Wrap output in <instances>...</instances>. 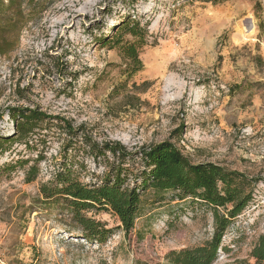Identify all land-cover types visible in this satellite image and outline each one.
Segmentation results:
<instances>
[{"label":"rangeland","instance_id":"obj_1","mask_svg":"<svg viewBox=\"0 0 264 264\" xmlns=\"http://www.w3.org/2000/svg\"><path fill=\"white\" fill-rule=\"evenodd\" d=\"M35 4L36 11L24 7L16 49L0 56V131L15 133L9 107L40 109L80 131L71 143L58 122H47L0 157V264H172L171 252L212 239L206 204L152 188L132 231L111 210H92L87 215L113 233L103 243L84 239L65 203L40 194L62 166L84 184L104 175L105 158L97 164L87 154L84 134L132 153L171 141L193 164L246 176L253 201L226 231L215 264H254L250 254L264 233V0ZM136 25L145 31L139 64L123 50L142 43ZM34 164L40 173L27 182Z\"/></svg>","mask_w":264,"mask_h":264},{"label":"trees","instance_id":"obj_2","mask_svg":"<svg viewBox=\"0 0 264 264\" xmlns=\"http://www.w3.org/2000/svg\"><path fill=\"white\" fill-rule=\"evenodd\" d=\"M25 5H34V11L38 7L35 0H0V56L12 53L20 41L21 32L27 25L24 19ZM134 27L131 31L135 36L141 35L142 43L128 44L123 50L128 58L139 64L137 47L144 43L145 31L138 32L139 25ZM59 63L55 62L54 67H60ZM71 77L77 80L76 74H71ZM8 112L15 125V133L4 136L0 131V157L15 139H24L42 124L51 121L58 122V126L67 131L71 143L78 138L80 130L65 118L50 116L37 108L9 107ZM84 138V144L89 149L87 154L92 155L97 164H100L101 158H105L107 168L104 175L90 184H84L73 177L71 169L62 166L51 181L40 186V194L45 202L57 204L62 200L65 203L76 229L84 239L103 243L113 233L104 223L87 215L92 210H111L128 234L135 228L142 194L152 188L157 193L173 192V198L177 200L190 199L204 203L213 212L215 232L212 239L200 247L171 252V263L217 262L226 231L253 201L252 192L245 190L248 184L246 176L214 163L193 164L171 141L145 146L139 152L132 153L121 143L98 144L85 134ZM70 147L64 148L65 154ZM108 154L112 155L113 160H109ZM135 159L140 161L139 168L127 166ZM4 166L13 168L12 162ZM39 173L38 164L31 166L27 182L35 181ZM131 177L136 178L131 181ZM250 258L254 264H264V233L254 245Z\"/></svg>","mask_w":264,"mask_h":264}]
</instances>
